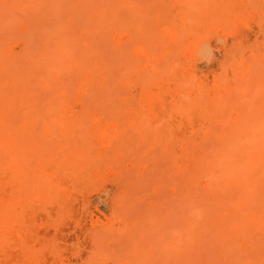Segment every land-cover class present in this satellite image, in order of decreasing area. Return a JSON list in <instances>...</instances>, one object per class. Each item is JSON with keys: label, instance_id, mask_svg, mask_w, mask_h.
Instances as JSON below:
<instances>
[{"label": "rangeland", "instance_id": "374dc122", "mask_svg": "<svg viewBox=\"0 0 264 264\" xmlns=\"http://www.w3.org/2000/svg\"><path fill=\"white\" fill-rule=\"evenodd\" d=\"M0 145L1 264H264V0H0Z\"/></svg>", "mask_w": 264, "mask_h": 264}, {"label": "bare ground", "instance_id": "6f19581e", "mask_svg": "<svg viewBox=\"0 0 264 264\" xmlns=\"http://www.w3.org/2000/svg\"><path fill=\"white\" fill-rule=\"evenodd\" d=\"M202 44H204V43H202ZM203 47H205V46H203ZM203 49H204V48H203ZM201 51H202V50H201ZM202 52H203V51H202ZM205 56H206V55H205ZM208 56H209V55H208ZM25 127H26V126H25ZM23 130H24V129H23ZM20 135H21V134H20ZM3 137H4V136H3ZM12 137H13V135H12ZM20 138H21V137H20ZM2 141H3V139H2ZM14 141H15V140H13L12 144L14 143ZM15 142L17 143V141H15ZM3 143H4V142H3ZM6 143H7L6 146H7V145H8V146H11L10 143H8L7 141H6ZM16 143H14V144L16 145ZM0 146H1V145H0ZM2 146H5V145H2ZM6 146H5V149L8 147V146H7V147H6ZM3 148H4V147H3ZM10 148H11V147H10ZM11 149H12V148H11ZM15 149H16V148H15ZM20 149H21V148H20ZM28 149H29V147H28ZM7 150H8V149H7ZM16 152H18V151L15 150V153H14V154H17ZM19 152H20V151H19ZM14 154H12V155H13V158H12V156H11L12 159H14L15 156H16V155H14ZM68 154H69V153H68ZM75 155H76V154H75ZM16 157H18V154H17ZM75 157H76V156H75ZM79 157H80V156H79ZM19 158H20V157H19ZM19 158H18V160H19ZM21 158H22V156H21ZM16 159H17V158H16ZM41 159H42V158H41ZM44 159H45V157H44ZM21 160H22V159H21ZM39 160H40V159H39ZM47 160H48V159H47ZM36 161H37V160H36ZM11 162H14V161L12 160ZM16 162H17V160L15 161V163H16ZM20 162H21V161H20ZM51 162H54V161H51ZM63 162H64V161H63ZM73 162H74V160H73ZM15 163H14V164H15ZM44 163H45V162H44ZM55 163H56V162H55ZM18 164H19V163H18ZM48 164H49V163H48ZM67 164H70L69 161H68ZM55 165H56V164H55ZM11 166H12V164H10V167H11ZM15 166H17V164H16ZM15 166H14V167H15ZM67 166H68V165H67ZM6 167H7V166H6ZM12 167H13V166H12ZM12 167H11V170H13V169H17L16 167L12 169ZM18 167H19V166H18ZM20 167H22V166L20 165ZM44 167H45V166H44ZM8 169H9V168H8ZM53 169H54V168H53ZM66 169H67V168H66ZM68 169H69V168H68ZM68 169H67V170H68ZM18 170H19V169H18ZM20 170H21V169H20ZM4 172H5V171H4ZM10 172H11V171H10ZM15 172H17V171H15ZM19 172H20V171H19ZM24 172H25V171H24ZM35 172H36V171H35ZM6 173H8V172H6ZM12 173H13V172H12ZM12 173H9V174H12ZM37 173H38V171H37ZM9 174H7V175H9ZM13 174H14V173H13ZM17 174H18V172H17ZM64 174H65V173H64ZM64 174H63V176H64ZM14 175H16V174H14ZM18 175H20V173H19ZM33 175H34V174H33ZM38 175H39V174H38ZM39 176H40V175H39ZM18 178H19V177H17V179H18ZM35 178H36V177H35ZM9 179H10V178H8L7 180H9ZM17 179H16V180H17ZM19 179H20V178H19ZM0 180H1V179H0ZM7 180H6V181H7ZM21 180H22V178H21ZM33 180H34V179H33ZM41 180H42V179H41ZM13 182H15V181L10 180V184L13 183ZM27 182L30 183L29 180H28ZM34 182H35V181H34ZM0 183H1V181H0ZM4 183H5V181H4ZM17 183H18V182H17ZM37 183H38V182H37ZM2 184H3V183H2ZM7 184H8V181H7ZM39 184H40V183H39ZM35 185H36V183H35ZM42 185H43V184H42ZM62 186H63V185H62ZM11 187H12V186H11ZM17 187H18V189H19V186H17ZM20 187H21V186H20ZM26 187H27V185H26ZM28 188H29V187H28ZM50 188H51V187H50ZM7 189H8V188H7ZM7 189H6V187L4 186V187L0 190V198L8 197V196H9V194H10L11 192H9V190H7ZM39 189H40V188H39ZM41 189H42V188H41ZM43 189H44V187H43ZM43 189H42V190H43ZM45 189H46V188H45ZM47 189H48V188H47ZM24 190H25V188H24ZM31 190H32V188H31ZM48 190H49V189H48ZM51 190H52V189H51ZM58 190H59V189H58ZM17 191H18V190H17ZM32 192H34V191L32 190L31 193H32ZM44 192H46V191L44 190ZM48 192H49V191H48ZM18 193H19V192H18ZM37 193H38V194H37L38 196H39V194H41V193H39V192H37ZM19 194H20V193H19ZM29 194H30V193H29ZM15 195H17V194H15ZM15 195H13V196H15ZM22 195H23V193H22ZM22 195H21V196H22ZM1 196H3V197H1ZM13 196H12V198H13ZM24 196H25V195H24ZM34 196H35V194H34ZM34 196H33V197H34ZM38 196H37V197H38ZM58 196H59V195H58ZM16 197H17V196H15V199H16ZM22 197H23V196H22ZM29 197H31V196H29ZM59 197H61V196H59ZM59 197H58V198H59ZM23 198H24V197H23ZM26 198H27V197H26ZM48 198L50 199V195H48ZM51 198L53 199V197H51ZM9 199H10V200H13V199H11V197H10ZM17 199L19 200V198H17ZM31 199H33V198H31ZM46 199H47V198H46ZM1 200H2V199H1ZM10 200H8V202H9ZM4 201H5V200H4ZM4 201H3V202H4ZM44 201H45V200H44ZM49 201H50V200H49ZM1 202H2V201H1ZM10 202H11V201H10ZM32 202H34V201L32 200ZM41 202L43 203V201H41ZM52 202H53V200H52ZM54 202H55V201H54ZM47 203H49V202L47 201ZM45 208H46V207H45ZM45 208H44V209H45ZM61 208H62V207H61ZM66 208H67V207H66ZM32 210H33V209H32ZM15 211H16V210H15ZM45 212H46V211H45ZM23 213H24V212H22L20 215L23 216V215H24ZM33 213H34V212H33ZM58 213H59V212H58ZM69 214H70V213H69ZM14 215H15V214H14ZM17 215H19V214H17ZM28 215H29V214H28ZM21 216H20V217H21ZM63 216H64V215H63ZM23 217H24V216H23ZM51 217H52V215H51ZM61 217H62V214H61ZM64 217H65V216H64ZM40 218H41V217H40ZM1 220H2V219H1ZM55 220H56V219H55ZM61 220H62V218H61ZM4 221H6V220H4ZM11 221H13V220H11ZM14 221H15V220H14ZM6 222H8V220H7ZM6 222H3L5 225H4V226L2 227V229H1V230L3 231V233H4V235L9 236V237H10V236H14V238H16V239H17V238L19 239L20 237H21V238H25V237H27V235L24 236V234H25L24 232H25V231L22 232V233H16V229H15V228L13 229V227H11L10 224L8 225V223H9L10 221H9L7 224H6ZM23 222H24V221H23ZM34 222H36V221H34ZM45 222H46V221H45ZM18 223H19V222H18ZM14 224H15V223H14ZM27 224H30V223H27ZM35 224H36V223H34V224H32V225L34 226ZM30 225H31V224H30ZM32 225H31V226H32ZM0 226H1V225H0ZM14 226H16V225H14ZM39 226H40V225H39ZM25 227H26V226H25ZM47 227H48V226H47ZM26 229H27V228H26ZM43 229H44V228H43ZM1 233H2V232H1ZM31 233H32V232H31ZM35 233H36V232H35ZM0 235H1V234H0ZM29 235H30V234H29ZM2 236H3V235H2ZM28 237H29V236H28ZM11 239H13V238H11ZM16 239H15V240H16ZM0 240H1V238H0ZM2 240H3V239H2ZM8 240H10V239H8ZM12 241H13V240H11V245H13V244H12V243H13ZM14 242H15V241H14ZM3 245H4V244H3ZM3 245H2V246H3ZM5 245H6V244H5ZM0 246H1V245H0ZM6 246H7V245H6ZM6 246H5V247H6ZM35 246H36V245H35ZM44 246H45V245H44ZM3 248H4V247H3ZM8 248H9V247H8ZM38 248H39V247H38ZM4 249H5V248H4ZM44 249H45V248H44ZM46 249H47V248H46ZM0 250L2 251V249H0ZM1 251H0V252H1ZM4 251H5V250H4ZM4 251H2V252H4ZM5 252H6V251H5ZM23 252H24V251H23ZM20 253H21V252H20ZM24 253H25V252H24ZM28 253H29V252H26V254H28ZM9 254H10V253H9ZM11 255H12V254H11ZM29 255H30V253H29ZM8 256H10V255H8ZM24 256H25V255H24ZM5 257H7V256H5ZM27 257H28V255H27ZM9 258H10V257H9ZM9 258H8V259H9ZM11 258H12V257H11ZM13 258H14V256H13ZM30 258H31V256H30ZM2 259H3V258H2ZM2 259H0V261H2ZM23 260H24V259H23ZM29 260H30V259H29ZM29 260H27V261H29ZM5 261H6V260H5ZM29 262H30V261H29ZM6 263H7V262H6ZM15 263H16V262H15ZM20 263H21V261H20ZM20 263H18V264H20ZM0 264H1V263H0ZM11 264H12V263H11ZM26 264H27V263H26Z\"/></svg>", "mask_w": 264, "mask_h": 264}]
</instances>
